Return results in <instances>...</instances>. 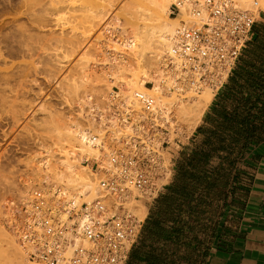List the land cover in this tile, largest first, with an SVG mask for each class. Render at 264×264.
Wrapping results in <instances>:
<instances>
[{
    "label": "crops",
    "instance_id": "obj_1",
    "mask_svg": "<svg viewBox=\"0 0 264 264\" xmlns=\"http://www.w3.org/2000/svg\"><path fill=\"white\" fill-rule=\"evenodd\" d=\"M172 153L125 264H264V19Z\"/></svg>",
    "mask_w": 264,
    "mask_h": 264
},
{
    "label": "built area",
    "instance_id": "obj_2",
    "mask_svg": "<svg viewBox=\"0 0 264 264\" xmlns=\"http://www.w3.org/2000/svg\"><path fill=\"white\" fill-rule=\"evenodd\" d=\"M261 12L257 2L243 9L234 0H176L170 16L179 18L180 26L167 55L170 68L176 61L181 79L198 93L206 86L216 92L250 41ZM137 98L147 112L153 111L154 99L141 93ZM117 99L110 94L107 104L120 122ZM94 114L100 121L97 110ZM146 129V134L124 140L123 147L110 144L105 164L93 160L91 168L100 173L94 199H75L58 191L49 197L51 188L46 192L35 187L29 208L20 199L12 202L10 228L27 248L29 264H125L144 220L135 203L156 197L170 175V166L158 162L168 142L155 146L154 136L156 131L166 132L167 126Z\"/></svg>",
    "mask_w": 264,
    "mask_h": 264
},
{
    "label": "bare ground",
    "instance_id": "obj_3",
    "mask_svg": "<svg viewBox=\"0 0 264 264\" xmlns=\"http://www.w3.org/2000/svg\"><path fill=\"white\" fill-rule=\"evenodd\" d=\"M16 1L15 2L13 1V3H12V0L9 1L7 6L4 8V10H7L8 12L14 11L12 14L11 13H9V14L10 15L15 14L16 19L13 18L14 21H12V24H13V22H15V24L17 25L20 22L24 23V21H21L22 20V17H20L21 14L18 11H16L17 7H15L13 5L14 3H16ZM22 1H25V0H22ZM22 1L20 0V2H22ZM74 1L78 2V0H41V9L38 10L36 8V10H38L37 14L38 15L42 14L43 18L45 17V19L47 17V19L50 20V22L56 21L55 22L56 24L54 23L55 26L57 27V29L60 28L59 30H61V33L63 34V32H62L63 31V23L61 25L60 24L61 22H59L58 18L55 21L52 20L53 19L52 18L53 11L55 14L56 11H58V12L63 11V10H65V11L69 10L70 11V10L76 9L77 7H78L77 10H79L81 7L85 8L86 5H89L90 8L86 9L87 12H89L88 13L89 16L85 17L84 20L86 21L88 18V21H86V23L88 22L89 26L92 25L90 27L93 29H94V27H93V25H94L95 28L97 29L100 24L98 26L96 24H98L100 22V20L103 22V20H104L103 15H104V13H109L108 11H110L112 8V7L110 8L109 6L113 5L112 2L119 3L121 0H108V1L107 0H81L82 2H84V4L79 0V2L83 4L82 6L80 4V7L79 6L74 7V4H75ZM103 1H107L108 3L107 2L103 3ZM174 1H176V0H128V2L127 1L125 2L126 4H124V6L122 8V10L124 9V11L122 12V15L124 14L125 20H131V22L128 21L129 24L132 22L134 24L132 23L131 25H129L126 22V26H128L130 29V30L128 29L129 32H127V27L125 28V27H122L120 25H117L118 23L116 24L117 25V31L120 29L122 30V33H121L122 38H123L122 39V42H123L122 46L126 49L119 48V51H118L119 53L117 52V58L115 57L116 60H118V62H117L118 64L111 65V68H110L111 73H109L110 76H113L116 79H119V80L121 79V81H122V79L124 80L123 83L120 82L121 83L120 84V91L118 93L122 97L120 95H118L117 92H112V93L108 94V96L106 97V100H104V103L100 104L97 101L98 98H96L94 96H89L86 99V104L84 105V109H83V111H87L86 118L90 121V125H91V126H89V123H88L89 127L88 128L85 127L86 129L81 128L82 126L78 122L77 123L72 122L74 124H72L71 127H69V125L65 126L66 122L65 123L61 122L62 124L59 123V125L57 123L56 124L57 126H55L54 123H56V122H53L54 120H52L53 125L55 126V127L52 126V127H54L53 128L54 133L52 135V138H54L55 142L53 141V143L56 145L55 149H53L52 151L55 150L54 153H56V154L58 153V156L60 155L61 157L57 158L56 154H54L48 150L47 156L45 158L43 157L44 159H42L43 162L41 161V162H39V164L37 163V165H36L37 167L35 166L36 169L32 171V172L36 173V177H38V183L40 182L39 185L41 187H37V188L42 189L46 192L50 191L49 190L50 188L52 189L51 193H49V197H52L54 195V193L56 191H58L62 195H65L67 197H74L75 199H78L81 196H83L87 200L94 199V197L98 195L99 190H100L99 189V180H100L99 174L100 173L98 170L92 169L90 166L91 171H93V173L98 176V184H97L96 180H94L95 177L93 179L92 178L93 176L92 175H91L92 177L90 176L91 173H88L89 171L87 172L88 169L87 168L84 169V166H83V168H82V166H80L79 161H81V158L83 156L84 157L90 156V157H94V158L87 159L88 161H91V160L100 161L101 160L105 164L107 162V159L109 156V152H110L109 145L110 144H113L115 147L116 146L123 147L122 144H123L124 140L129 141V138H134L135 136L142 135L143 133L146 134V130H147L146 128L150 127L152 125L155 126L157 124H160V125L165 126V127L169 126V128H170V121H171V117H172L171 115L173 112L175 115L174 110H176L177 113H178V111L183 112L185 115L188 116L187 117V126L188 127L185 124V127H187L186 128L187 132L190 133L193 129H195L197 127V125L201 119V116L203 114V111L205 110L206 107H208L209 103L212 100L213 94H210V93H211V91L214 92V89L210 86H206V87H203L201 89V92L198 93L197 88L191 87L186 82L185 79L184 80L181 79V77H183V73H182L179 65L176 63V61L174 62L175 68H170V66H169L167 55H169V52L171 51L172 47L175 45L176 32L180 26L179 25L180 24L179 18H175L178 20V23H179L177 26V24L175 23V20L171 19L169 16V6H170L171 2H174ZM234 1L235 2L237 1L236 3L238 5L242 4L243 7L248 6L251 2V0H234ZM25 3H26V1H25ZM85 3H87V4L85 5ZM257 3L260 5V8H264V0H259ZM17 4H19V1H17ZM251 4L253 5L252 2H251ZM37 5H39V4L37 3L35 5V7ZM59 5H62V8L60 7V11L57 10V9H59V7L57 8V6H59ZM252 5L250 6V8L252 7ZM239 7H240V5H239ZM108 8H110V9L107 10ZM74 11H76V10H74ZM79 11H82V10H79ZM16 12L19 13V17L21 18V20L19 18L18 19L20 20V22L17 21L18 19H17ZM39 12L41 14H39ZM76 12L72 11V13H76ZM2 13H4V12H2ZM21 13H23V11ZM60 13H63V12H60ZM72 13H70V14H72ZM24 14L25 13H23L22 15L24 16ZM32 14L33 13H31L30 15H32ZM76 14L78 15L79 13H76ZM88 14H86V15H88ZM0 15H1V13H0ZM119 15L117 16V18H115V20H114L115 22H119L118 21L119 20L118 17H120ZM28 16H29V14H28ZM68 16H70V15H68ZM30 18L28 17L29 20H30ZM37 18H38V16H37ZM73 18H74V16H73ZM80 18H82V17L79 16L78 19H80ZM59 19L62 21L61 18H59ZM68 19H71V18L68 17ZM32 20L33 19H31L30 21H32ZM42 21H44V19ZM75 21H76V19H75ZM16 22H18V23H16ZM71 22H69V23L67 22V24H65L64 27L69 25L68 28H69V30L72 28L71 32L73 33V30L75 31L76 28H74L73 25H72L73 27L70 28ZM44 24H47V21L45 23L43 22L44 28L45 27L47 28V25L45 26ZM14 25H11V26H14ZM32 25L33 24H31V26ZM3 26L5 27L6 25H3ZM18 26L20 27V29L24 28L23 26H20L18 24L16 27L14 26L15 30H17L19 28ZM24 26H27V24H25ZM81 27H83V26H81ZM87 28H89V27H85V30L82 29V31L86 32L88 30V32H89L90 31L89 29H91V28H89V29H87ZM11 29L13 30V27L10 28V30ZM27 29L30 30L31 28L29 29V27H28ZM0 30H1V28H0ZM18 30L15 32L9 31V30L8 31L7 30L6 31H2V30L0 31V86H1L0 90L7 89L3 86L5 85L7 87L8 86L7 84H9V82L11 81V78H13L12 75H14L13 74L14 72L12 73V75L10 73L12 71L9 72V70H11V68L7 67L9 65L8 64L9 60L11 58H14V57H20L22 54L21 51L23 49L26 50L25 46L28 44V42L26 44L25 41H26V39H28V37L31 38V36L33 34H35L36 36L38 35L36 33L29 35V33L31 34L32 31L31 32L27 31V30L24 31L23 29H21V31H18ZM37 31H38V29H37ZM53 31H55V30H53ZM24 33L27 34L26 35L27 38H25V40L23 39L24 36H22ZM39 34H41V33H39ZM15 37H17V39ZM14 38L16 40H14ZM30 38H29V40L33 39V38L30 39ZM61 38H60V40H61ZM63 38L61 40V43H62V41H64V42L66 41L65 43L63 42L64 44L69 43V42L75 43V41H71L72 38L70 39L68 37L67 39L64 38V40H63ZM76 38H77V36H76ZM78 38H80V37L78 36ZM38 39L36 41H38ZM55 39H56V37H55ZM80 40H82V39H80ZM82 43H84V42H82ZM77 44H80V43L77 42ZM77 44L75 46H77ZM79 46H81V45H79ZM21 47H25V48H22V50H21ZM72 47H74V46H72ZM31 48H32V46H30V48H27V50L25 52L29 51L28 53L31 54L30 57H32V59L34 61V59H35L34 56L37 55V53H36L37 48L35 49V51L34 50L30 51ZM76 49H77V47H76ZM72 50H74V48H72ZM147 50H149L151 52L152 56H147L148 55L146 53ZM85 54L87 55V53H85ZM145 54H147V55H145ZM39 56L40 55L37 56V59H35V61L40 60V59H38V58H41ZM145 56H147V58H148L147 59L148 63L146 62L147 65H145L146 63L144 65H142L141 64L142 61L146 60V58L143 59ZM82 60H85V58ZM33 61L32 60L30 61L31 66L34 65V63L32 64ZM46 62H48V61H46ZM127 63H129V64L133 63V65L135 64L134 65L135 68L132 70L125 69V65ZM122 65L124 67H122ZM25 68H26V66H25ZM126 68H127V66H126ZM22 70H23V68H22ZM25 71H27V70H25ZM28 72H29V70H28ZM28 74L26 76H28ZM84 76L86 77V75H84ZM14 77H15V75H14ZM85 77H83L82 79L85 80ZM89 81H92V80H89ZM147 83H153V86L151 88H148L146 86ZM76 87L77 86H75L71 89L73 92L76 90L75 93H77V91L79 92V89H77ZM10 89H8V91ZM206 90H209V91L211 90V91H210V93H205L199 99H197V98L194 99V97H193V99H194L193 100L192 97L190 96V99H192L193 101H188V102L183 101V100L188 99V95L199 96L202 93H204ZM138 93L144 94L147 97H150V98L155 100V106H154V109L151 113L147 112L144 109L142 102L137 98ZM5 94H4V96H5ZM110 94H116L118 97V99L116 100V104L118 105L119 111L121 112L122 120H123V121L121 120L122 122L121 121L118 122L116 115L111 112L112 108L110 107L109 104H107L109 101ZM1 98H0V100L2 101ZM94 98H95V100H94L95 103L93 101ZM179 98H182V99L184 98V99L182 100ZM1 103H3V102H1ZM95 110H97L98 114L100 115V121L95 119V114H94ZM62 125L64 126L63 128H62ZM183 125H182V127H184ZM93 127H94V129H96V131L98 133H96V131L93 129ZM182 129L184 131V128H182ZM187 132H186V135H187ZM162 134L165 135L161 131H156L154 133V136L156 138L155 139V142H156L155 146L159 145V147H160V144L162 142L161 141L162 140V138H161ZM190 134H192V133H190ZM161 153H162V156L161 157L159 156L158 162L165 165V164H167L168 161L166 160L164 150L161 149ZM55 157H56L55 160H57V161H54V160L52 161V159H54ZM59 159H60V161L58 162ZM87 167H89V166H87ZM166 175L167 176L169 175V171H167ZM30 178H32V177H30ZM26 182H27V180H26ZM29 184L31 185L32 183H29ZM29 184H26V186H28V187H26V188L24 187L25 190H24V188H21V190L23 189V193L25 191L26 192L30 191L31 187L33 188V186L30 187ZM44 184L46 186H44ZM97 185H98V187H97ZM29 193L30 194H28V196L22 197L24 199L21 198L23 201H20L21 204H23L27 208H29L30 200H31V192H29ZM23 195H26V194H23ZM136 209H137V207L135 208V210ZM13 218H14V216H13ZM2 229L0 228V264H29L27 248L24 245H22V243L19 241V238H18L17 234L15 233V231H13V232L16 235L20 246L26 252V257H27L26 262H25V259H23V256H21L22 253L20 252V250L18 248V244L16 245V242L14 240L15 238L14 239L11 238Z\"/></svg>",
    "mask_w": 264,
    "mask_h": 264
},
{
    "label": "rangeland",
    "instance_id": "obj_4",
    "mask_svg": "<svg viewBox=\"0 0 264 264\" xmlns=\"http://www.w3.org/2000/svg\"><path fill=\"white\" fill-rule=\"evenodd\" d=\"M9 1L11 0H0V9H1L0 10L1 11L0 12L1 13L0 28L1 30L2 31L9 30V31L15 32L18 29H19L18 31H21V29H23L24 31L26 30L30 32L32 31V33L31 34L29 33V35H32L33 33L38 34L37 36L33 34L32 35L33 37L31 36V38L33 39L28 37V39H26L25 41L26 44L28 42V44L25 46L26 48L21 47V50L22 48H25L27 50V48H30V46H32L30 51L31 50L35 51V49L37 48V51H36L37 55L34 56L35 59H37L38 55H40L39 57H41V58H38L40 59L38 61L37 60L35 61L34 59L35 61L34 62L32 57H30L31 54L28 53L29 51L25 52L26 50L23 49L24 51L23 50L22 51L24 53L21 51L22 54L20 57L11 58L9 60V63H8L9 65L7 67L11 68L9 72L12 71L10 72L11 75L14 72L13 74L15 75V77L14 75H12L13 78H11V81L9 82V84H7L8 85L7 87L5 85L4 86L2 85L3 87L7 89L4 90L2 88L4 91L0 90V93L2 94V95L0 94V96L2 97V98L0 97L2 99V101L0 100V218H1L0 228L1 229L3 228L2 230H4V232L7 233L11 238L13 239L15 238L14 240L16 242V245L18 244V248L20 252L22 253L21 256H23V259H25V262H26V258H27L26 252L20 246L16 235L14 234L13 230L10 228L9 221H10V218L12 219V217L14 216V211L11 208V204L15 200H17L18 202H19V199L20 201H23L22 199L24 198L22 197L28 196V194H30L29 192H31L35 187H41L39 185L40 182L38 183V177H36V173L32 171L36 169L37 163L39 164V162H41L42 159H44L47 156L48 150L54 153L55 150L54 151L52 150L55 149L56 145L53 143L54 138H52V135L54 133L53 128L57 126L56 124L58 123L59 125V123L62 124L66 122L65 126L69 125V127H71L72 124H74L75 122L76 123L78 122L82 126L81 128L86 129L89 126H91L90 121L86 118L87 112L83 111L84 105L86 104V99L89 96H94L98 98L97 101L100 104H103L104 100H106V97L108 96L109 93H112V92H117V94L119 93L120 84H121L120 82L123 83L124 80L122 79L121 81V79L120 80L116 79L115 77L110 76L109 73H111V70H110L111 65L118 64L117 63L118 60H116V58H117V52L119 51V48L126 49L122 46L123 44L122 42L123 38L121 35L122 30L120 29L117 31V25H120L125 28L127 27V32H129L128 31L129 27L126 26V22L127 24H129L128 21L131 22V20H125L124 14L122 15V12L124 11V9L122 10V8L124 4H126L125 2L126 1L128 2V0H124V1L121 0L122 2L120 1L119 3L112 2L113 5L109 6L110 8L112 7L111 10L108 11L109 13H104L103 15L104 20L102 19L103 17L101 18L103 22L100 20V22L96 24L97 26L100 24L98 28L96 29L95 26L93 25L94 27L93 29L90 27L92 25L89 26L88 25L89 23L88 22L86 23V21H88V18L86 21L84 20L85 17L89 16L88 14L89 12H87L86 10L90 8L89 5H86L87 3H85L86 5L85 8L81 7L79 10H82V11H79L77 10L78 9L77 6L80 7V4L82 6L84 2L80 0L83 3L82 4L78 0V2L74 1L75 3L74 7H77V8L70 10V11L66 10L68 13L65 10L60 11V7L62 8V5L57 6V8L59 7V9L57 10L63 13H60L55 10L56 12L54 14V11H53V16H52L53 19L52 18L51 19L55 21L58 18L59 22H61L60 24L62 25L63 23V31H62L63 34H62L61 30H59L60 28L57 29V27L55 26L56 21L50 22V20H48L47 17L46 19L45 17L43 18L40 12L39 14L41 15L37 14L38 10L41 9V0H25L26 3L25 1L21 0L22 2H20V0H17L19 1V4H17L16 0H12V3L13 1L14 2L16 1V3H14L13 5L17 7L16 11H18L21 14L20 17H22V20H21V18L19 17V13L16 12L17 19L19 18L21 21H24V23H21L20 20L18 19L17 21H19L20 23L18 22L16 23H18L20 26H23L25 28V29L24 28L20 29V27L18 26L19 28L15 30V27L18 25V24L16 25L15 22H13L12 24V21H14L13 18L16 19L15 14L13 15L9 14V13L12 14L14 11L8 12L7 10H4V8L7 6ZM107 1H103V3ZM258 1L259 0H251L253 5L255 2H258ZM174 2H171L169 6V16H170L171 5ZM251 2L246 7H243L242 4H239V5L243 9H251L253 7ZM35 3L36 4L38 3L39 5L35 7L36 5ZM251 5L252 7L250 8ZM36 8L38 10H36ZM110 8H108L107 10H109ZM260 9L262 10V12H261V17L259 20L262 21V19H264V8H260ZM74 10H76L77 12ZM22 11L23 13H25L24 16L22 15L23 13H21ZM72 11L79 13V14L77 15L76 13H72ZM27 13L29 14V16ZM31 13H33L34 15L33 14L30 15ZM70 13H72L73 15ZM85 13L88 15H86ZM118 15L120 16L118 17L119 22H115L114 20L115 18H117ZM79 16L82 17L83 19L82 18L78 19ZM28 17L29 18L31 17L30 20L31 19L33 20L30 21ZM68 17L71 18L72 20L68 19ZM59 18H61L62 21ZM170 18L175 20V23L178 26L179 24L178 20L171 16ZM43 19L44 21H42ZM45 20L47 21V24H44V25L45 26L47 25V28L46 27L44 28L43 26V22L44 23L46 22ZM67 22L68 23L71 22L70 28L74 26V28H76L75 30L76 32L73 30V33H72L71 32L72 28L70 30L68 28L69 25L64 27V25L67 24ZM132 23H130L129 25H131ZM23 24L24 25L27 24V26H24ZM31 24H33L32 25L33 27L31 26ZM3 25H6V26L4 27ZM11 25H14L15 27ZM12 27H13V30L12 29L10 30V28ZM28 27L29 29L30 28L31 29L28 30L27 29ZM85 27L91 28V29L87 28L90 31L89 32L88 30L86 32L82 31V29L85 30ZM36 28L38 29V31ZM24 34L22 36H24L23 39L25 40V38H27L26 37L27 34L25 35ZM54 36L56 37L57 40L55 39ZM60 36L61 37L63 36L66 39L68 37L70 39L72 38L71 41H75V43L69 42V43L64 44L66 41L65 42L62 41L61 43V40L63 37L61 38ZM78 36L80 38H78ZM37 37L41 39L39 40ZM15 38L17 39V37ZM15 38L14 40H16ZM29 38L31 40H29ZM37 39L38 41H36ZM77 42L80 44H77ZM76 44L77 46H75ZM71 45L74 47H72ZM72 48H74V50H72ZM85 53H87V55ZM109 53L111 54L109 55ZM146 53L148 55L147 54L145 55L152 56L149 50H147ZM147 56L143 58V59L146 58V60L142 61L141 63L142 65H144L146 62L148 63ZM84 58L85 60H82ZM31 60L33 61L32 64L34 63V65L32 66L30 62ZM147 63L145 65H147ZM127 64L125 65V69L132 70L135 68L134 66L135 64L134 65L133 63L131 64L127 63ZM25 66L27 69L25 68ZM122 67L124 66L122 65ZM22 68L24 71L22 70ZM21 72L22 73L24 72L25 74L24 73L22 74ZM26 73L27 74L29 73L28 76H26L27 75ZM83 74L86 75V77ZM83 77H85V80L82 79ZM89 80H92V81H89ZM147 84L146 86L148 88H151L153 86V83H151L152 86L149 84L147 85ZM75 86H77L76 88L79 89V92L77 91V93H75L76 90L74 92L71 90ZM8 89L10 90L8 91ZM210 91L206 90L204 93H202L199 96L188 95L187 100H183L184 98L183 99L179 98V99H182L185 102L193 101L195 98L197 99L201 98V96H203L205 93H210ZM73 93L75 95L77 94L76 95L77 97ZM210 94H213L214 96L213 91H211ZM190 96L192 97V99L194 97V99L193 100L190 99ZM213 96H212V99H213ZM206 109L207 107L205 108V110ZM174 111H175V115H174V112L171 115L172 117L170 121V128L168 126L166 132H164L165 135L162 134V137H161L162 138L161 141L168 142V144H165L164 148H162V150H164L166 160L168 161L166 164L167 167H169L171 164L172 153L173 152L176 153V150L179 149V147L177 146V141L184 142L185 139L191 135L190 133L194 131V129L190 133L186 131L187 130L186 128L188 127L187 126L188 116L185 115L183 112L178 111L177 113L176 110ZM52 120H54L53 122H56L54 123L55 126L53 125ZM88 123H89V126H88ZM185 124L187 127H185ZM182 125L184 127H182ZM63 127L64 126L62 125V128ZM182 128H184V131ZM94 130L96 131V129ZM185 131L187 132V135ZM96 133L98 132L96 131ZM56 155H57V158L61 157L60 155L58 156V153ZM92 158L94 157H90V156L84 157L83 156L81 158V161H79V164L80 166H82V168L84 166V169L85 168L88 169V170L86 169L87 172L89 171L88 173H91L90 176L92 175L93 177L92 176L91 177L93 179L95 177L94 180H96L98 184V176L95 175L93 171H91L90 169V166L94 163V161L86 160V159H92ZM55 159L56 157L52 159V161L53 160L57 161ZM59 161L60 159L58 160V162ZM82 161H85V162L83 163ZM88 165L89 167H87ZM29 183H32V184L30 185ZM162 183H165V182L162 181L161 184ZM26 184H29L30 187L33 186V188L31 187L30 191H27V192L25 191L23 193V189L21 190V188L28 187L26 186ZM44 186L46 185L44 184ZM22 193L26 195H23ZM149 201H150L149 199L143 198L142 200L135 203L137 207L136 212L140 216L141 219L145 218V214L147 211L146 206Z\"/></svg>",
    "mask_w": 264,
    "mask_h": 264
}]
</instances>
